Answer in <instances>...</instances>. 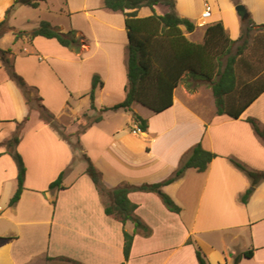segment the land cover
Wrapping results in <instances>:
<instances>
[{
  "label": "crops",
  "instance_id": "obj_1",
  "mask_svg": "<svg viewBox=\"0 0 264 264\" xmlns=\"http://www.w3.org/2000/svg\"><path fill=\"white\" fill-rule=\"evenodd\" d=\"M13 1L0 0V21ZM25 1L15 5L7 21L9 28L1 29L0 48L10 50L8 58L15 72L56 116L68 139L29 108L0 56V264H73L61 257L81 264L120 263L122 224L104 213L86 166L75 168L76 159L85 153L108 188L155 183L172 175L197 142L216 154L207 169L188 168L162 187L180 207L178 213L169 211L155 192L128 193L137 205L135 214L151 229L148 236L134 235L128 264H198L195 245L208 264H232L235 255L249 249L252 256L242 255L239 264H264V180L242 203L239 197L250 180L229 161L233 157L249 169L264 170V144L245 120L253 117L264 128V92L239 118H230L216 114L214 102L208 109L194 107L189 101L199 102V95L177 86L172 105L161 112L132 104V110L147 119L145 131L132 132L131 113L119 108L102 112L100 121L80 132V114L93 116L125 97L124 14L105 8L103 0H60L56 6L44 0L36 8ZM237 4L244 6L255 24L264 23V0H174V10L194 24L192 31L181 26L191 42L201 43L206 26L217 21L235 40L244 20L235 10ZM23 5L34 12L19 15ZM206 5L211 12L203 19ZM141 8L139 17L152 13L149 8L142 14ZM42 19L63 32L74 29L81 34L79 49L74 51L43 36L14 39L13 31H30ZM93 75H98L101 84L94 89L95 107L91 108ZM27 115L18 130V122ZM17 131L16 149L25 177L18 201L10 206L17 167L5 142ZM76 140L81 149L72 147ZM65 169V188L49 189ZM125 229L133 231V223L128 221ZM189 237L194 243L187 242Z\"/></svg>",
  "mask_w": 264,
  "mask_h": 264
},
{
  "label": "trees",
  "instance_id": "obj_2",
  "mask_svg": "<svg viewBox=\"0 0 264 264\" xmlns=\"http://www.w3.org/2000/svg\"><path fill=\"white\" fill-rule=\"evenodd\" d=\"M42 1L44 0H27L24 3L36 8ZM19 2L20 0H14L6 9L4 17L0 21V31L4 27L9 28L8 18ZM157 4L166 5L169 10L158 14L154 10V6ZM103 5L107 9L120 11L124 14L127 33L125 97L113 106L100 108L99 113L93 116H87L85 113L80 114L77 117L83 122L80 132L92 123L100 121L102 112L119 108L129 111L132 122L136 123L141 131H145L148 126L147 119L134 112L132 104H140L154 113L161 112L172 105L174 90L185 79L189 85L192 81L198 80L208 82L216 114L227 115L230 118H239L248 105L264 92V71H258L251 62L243 57L248 35L254 30H263L264 23L255 24L249 17L244 18L241 34L233 40L228 36L222 22L217 21L206 26L201 43H194L185 37L181 29V26H184L186 31H192L194 24L177 15L174 10V0H103ZM141 7L150 8L152 13L145 17H139L137 11ZM13 34L15 40L22 36L29 39L35 36L54 38L60 45L74 51L79 49L83 41V36L76 30L70 29L63 32L43 19L30 31H13ZM8 54H10L9 49L0 48V56L6 73L20 87L29 108L37 110L39 117L44 122L57 129L64 139H68V136L59 129L55 120L56 116L44 106L38 94H32L33 90L15 72ZM97 84H101V81L98 75H93L89 92L91 108L95 107L93 99ZM194 87L189 88L193 89ZM28 118L27 115L18 122V130ZM245 120L264 144V128L259 121L253 117H247ZM18 142L19 131L5 142L6 152L13 158L17 167V187L9 200L10 206L18 201L25 177V166L16 149ZM71 145L75 149H81L78 140L71 142ZM215 156L214 152L205 149L200 142H197L181 160L173 174L164 180L108 188L103 183L101 173L89 157L85 153L81 154V157L86 161L85 173L93 182L102 200L104 213L122 224L123 260L116 264H128L135 234L148 236L151 233L150 227L135 214L137 205L128 198V193L130 191L155 192L169 211L178 213L180 207L162 190V187L177 180L188 168H193L198 172L205 171ZM229 161L245 173L250 180V186L239 197L242 203H246L253 189L260 181L264 180V170L249 169L233 157H230ZM71 165L72 163L66 169H69ZM66 169L61 171L57 178L49 184V189L65 188L62 185V177ZM52 203L54 204L55 201L53 200ZM128 221L133 223L131 232L125 229V224ZM187 242L194 243L190 237ZM252 254V249L243 254H237L234 256L232 264H239L242 255L251 257ZM195 256L198 264H208L204 252L198 245H195ZM61 258L73 264H81L70 258Z\"/></svg>",
  "mask_w": 264,
  "mask_h": 264
},
{
  "label": "rangeland",
  "instance_id": "obj_3",
  "mask_svg": "<svg viewBox=\"0 0 264 264\" xmlns=\"http://www.w3.org/2000/svg\"><path fill=\"white\" fill-rule=\"evenodd\" d=\"M48 2L50 5L56 6L57 3L60 2V0H48ZM19 10H21V11H19V15H21L23 13L27 14L28 12H34L33 8L27 7L25 5L21 6L19 8ZM168 10H169V8L163 4H161V5L159 4L156 7L157 13L167 12ZM20 12H21V14H20ZM140 12L142 14L148 13L149 8L143 7V8H141ZM242 27L243 26H241V28ZM5 38H7V37H5ZM247 41L248 42H247V45L244 49L243 57L248 62H251L258 71H264V29L259 30V31L254 30V31L250 32V34L247 37ZM239 43H240V41H239ZM185 80H187V79H185ZM185 80H182L179 83L178 90H181V88L184 87L189 92H193L195 94H198L199 98H200L199 100L201 101V102L200 101L198 102V100L197 101L190 100L189 101L190 104H192L194 107H198L199 109H200V107L204 108V109L205 108L208 109V108L214 106L213 105V97H212L211 89H210L208 82L198 80V81H192L189 85L187 83V81H185ZM192 86H195V87L193 89L189 88ZM31 92H32V94H34L33 91H31ZM200 103H203L202 104L203 106ZM197 104H200L201 106H198ZM57 125H59L58 122H57ZM78 152H79V150H78ZM79 155H80V152H79ZM74 165H75V168L79 169V168L86 166V161L82 157H80V158L76 159Z\"/></svg>",
  "mask_w": 264,
  "mask_h": 264
},
{
  "label": "built area",
  "instance_id": "obj_4",
  "mask_svg": "<svg viewBox=\"0 0 264 264\" xmlns=\"http://www.w3.org/2000/svg\"><path fill=\"white\" fill-rule=\"evenodd\" d=\"M210 12H211L210 11V6L209 5H206L205 6V9L201 13V17L203 19L209 17L210 16ZM131 131L134 132V133H140L141 132V129L138 127V125L136 123H134L133 126H132Z\"/></svg>",
  "mask_w": 264,
  "mask_h": 264
},
{
  "label": "water",
  "instance_id": "obj_5",
  "mask_svg": "<svg viewBox=\"0 0 264 264\" xmlns=\"http://www.w3.org/2000/svg\"><path fill=\"white\" fill-rule=\"evenodd\" d=\"M235 10H236L239 14H241L242 18H246V17H247V13H246V10H245V8H244L243 5H241V4H237V5L235 6Z\"/></svg>",
  "mask_w": 264,
  "mask_h": 264
}]
</instances>
